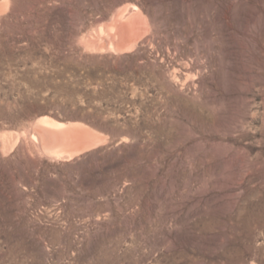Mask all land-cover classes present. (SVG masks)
Wrapping results in <instances>:
<instances>
[{"label": "rangeland", "instance_id": "rangeland-1", "mask_svg": "<svg viewBox=\"0 0 264 264\" xmlns=\"http://www.w3.org/2000/svg\"><path fill=\"white\" fill-rule=\"evenodd\" d=\"M7 1L0 264H264V0Z\"/></svg>", "mask_w": 264, "mask_h": 264}, {"label": "bare ground", "instance_id": "bare-ground-1", "mask_svg": "<svg viewBox=\"0 0 264 264\" xmlns=\"http://www.w3.org/2000/svg\"><path fill=\"white\" fill-rule=\"evenodd\" d=\"M7 4V0H0V14L6 10ZM134 10L137 9H133V11ZM132 20H135L134 24H136V16L129 17L128 21L130 22ZM117 28L119 30L118 32L122 35L126 33L127 27L125 24H117ZM138 37V34H135L133 37L131 36L126 42V47L130 46L132 42H135ZM32 126L36 128V131L42 140V148L40 147L41 151L43 149L45 154L55 160H60L64 157L70 158L74 154H79L92 149V147L94 148L99 141V135H97L94 130L78 122L60 123L48 117H43ZM1 138L4 141L5 135L1 136Z\"/></svg>", "mask_w": 264, "mask_h": 264}]
</instances>
